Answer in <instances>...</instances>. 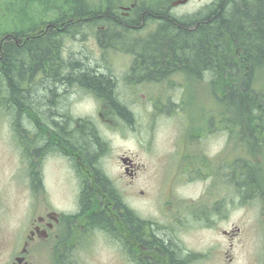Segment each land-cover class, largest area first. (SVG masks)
<instances>
[{"label": "rangeland", "instance_id": "obj_1", "mask_svg": "<svg viewBox=\"0 0 264 264\" xmlns=\"http://www.w3.org/2000/svg\"><path fill=\"white\" fill-rule=\"evenodd\" d=\"M89 1H93L90 2V10L96 8V1H101L103 13L115 11L119 17L131 23L133 28H128L130 35L127 38L123 37L122 40L126 42L124 45L111 44L105 50L93 45L92 38L87 44L79 37L76 41L70 40L64 44L62 57L83 59L87 62L85 67L90 68L89 70L93 69L94 65L99 66L100 72L107 74L106 76L114 82V95L118 102L125 106L128 118L117 114L114 107L109 105L110 100H98L96 95L86 92L85 86L74 81L68 91L59 92L60 96H54V93L47 95L44 102L47 109L53 106L52 108H56L54 116L61 113L67 118L65 122L68 123L70 131L66 136L75 145L71 152L77 150L80 144L83 146L86 161L95 172L98 169L99 178L103 183L108 186L113 183L114 191L119 195L117 197L126 202L141 219L147 221L148 224L144 225L147 232L159 235L165 231L164 236L172 238L170 251L173 256L180 258V264H191L196 251L206 253L200 257L199 264H226V259L219 260L215 255L213 260L209 251L215 238L224 239L221 231L234 229L235 225L240 226L242 231L233 240L231 251L235 259L232 264H253L252 250L256 252L257 247L253 245L252 240L261 231L257 204L242 201L241 196L235 193V187L239 184L234 176L231 180L232 186L225 185L224 181L222 184L217 179V191L212 189L209 180L203 176L191 177L193 172L191 164L196 153L200 156L204 153L206 156L209 154L218 157L217 166L220 169L222 161L230 157V153L241 155L240 143L235 135V140L233 138L231 142L223 132L209 135V138L198 143L195 139L198 137L196 134L194 136L195 127H215L216 122L217 127H224L223 104L212 92L211 78L199 76L198 71H185L180 68L170 71H162L161 68L160 73L149 74L143 71L142 59L139 61L142 63L140 66L136 64L138 42L152 43L160 24L155 18H148L149 15L153 16L151 15L153 12H160L159 14L163 12L172 18L191 17L202 5L211 0H190L187 4L176 7L170 3L174 0ZM3 3L6 1L0 0V11L3 10V16L14 13L18 16L19 8H22L26 14L39 13L37 16L40 21L50 20L53 14L63 13L69 6L67 0H16L12 5L1 6ZM133 3H136L134 14L124 18L125 8L121 7L131 6ZM143 13L145 19L142 18L140 20L142 22L137 24L132 22L139 21V16ZM112 17L121 20L114 14ZM103 24L105 25V22ZM110 26L113 30L116 28L114 25ZM95 30L96 27L91 25L82 27V31L90 36L96 34ZM153 47L152 44L151 48ZM67 49L68 51L64 52ZM52 77L44 76L43 81L35 80L29 84L28 89L36 88V93H39V82L53 80ZM255 81L259 85L262 84L264 74H258ZM49 84L48 82L43 85ZM32 96L35 98L34 91L31 93ZM40 96L37 95L35 103ZM35 110L37 117L33 120L37 124V130L33 127L32 119L28 120L26 115L20 123V111L6 109L0 111L2 253L15 247V239L17 243L21 241L22 234L28 230L31 220L38 215L51 208L72 210L78 200L80 179L75 173L74 166H79L80 169V162L73 160L71 156H68L71 161L65 159L62 147L53 143L57 139L56 133L59 128L57 127L58 130L55 131L52 126L49 128L44 126L50 121L47 116L53 112L45 114L42 120L39 112L42 113L46 109L38 107ZM54 116V121L60 123L59 117ZM82 119L89 122L83 123L80 121ZM53 124L55 123H51ZM84 124H90V127ZM85 127L88 128L91 137L84 136ZM38 133L41 138L35 142ZM61 133L65 134L64 130ZM90 140L96 142L93 150ZM24 141L33 147H40L37 149L40 153L39 158L35 157L34 151L30 156L22 153ZM232 142L233 144L229 146ZM124 156L131 157L138 163L135 176L126 172L121 161ZM253 156L257 157L259 154L255 153ZM184 161L187 165L186 172L183 169ZM185 173L187 177H191L189 180L187 177L184 178ZM33 178L36 179L34 183L37 188H32ZM83 178L84 182L88 183L85 175ZM226 195L228 200L225 203ZM215 201L222 205L217 209V215L213 212ZM224 203L227 205L223 206ZM227 208L226 220L220 221L219 214L224 213ZM207 217L209 222H205ZM211 219H217V224L213 226L217 227L216 229L212 227ZM171 224L172 228H167V225ZM98 228L100 234H97L98 237L93 242L91 241L77 263L131 264L122 249L123 246L129 252V247L122 237H128L130 234L126 235L119 228V232L114 233L117 230L114 224ZM106 232L114 234L107 235ZM148 239L146 240L149 242V244L146 242L148 251L135 259L136 264L171 263L168 256L165 254L163 258L151 239ZM224 243L226 249L229 243L227 240ZM131 244H134L133 241ZM34 257L36 264H52L49 250L45 246L40 248ZM176 262L179 261L174 260L173 263Z\"/></svg>", "mask_w": 264, "mask_h": 264}, {"label": "trees", "instance_id": "obj_2", "mask_svg": "<svg viewBox=\"0 0 264 264\" xmlns=\"http://www.w3.org/2000/svg\"><path fill=\"white\" fill-rule=\"evenodd\" d=\"M68 2L70 9L66 13L70 15L72 24L69 17L67 20L72 28L75 27L73 22L81 18L93 14L97 16L95 11L89 12L80 0H68ZM19 9L18 16H15V13L3 16V10L0 11V37L7 33L12 35L9 38L5 37V43L0 48V111L4 109L20 111V123L26 115L28 120L32 119L33 127L37 130V124L33 120L37 117L35 109L38 107L42 110L46 109L42 113L39 112L43 120V117L49 114L51 107L47 109L44 104L47 98L44 85H39V93H36V88L28 89L29 84L31 85L39 76L47 78L53 76L55 84L63 88V83L59 81L60 76L69 75L71 77L69 79L82 84L88 91H96L97 95L104 97V100H110L109 105L114 107L115 112L128 118L125 106L119 103L114 95V82L110 77L89 70L90 68L81 64L59 63L63 61L64 30L57 25H51L45 31V23H42L37 16L39 13L26 14L22 8ZM159 13L156 12V15L152 16L160 23L157 33L153 36L154 41L138 42L136 64L140 66L142 63L139 61L142 59L143 71L149 74L154 72L158 74L161 68L162 71L180 68L185 71H198V74L210 72L212 92L223 104V119L230 114L240 127H248L249 133L253 134L256 130L258 141L262 139L261 135L264 139V82L259 85L254 79L255 70L259 69L256 74L264 72V0H217L211 9H206L199 16L191 17L172 18ZM104 14L106 16L110 11ZM141 19L142 15L136 22H142ZM106 24L108 26L98 37L104 49L111 44L124 45L126 42L123 41V37L127 38L130 35L127 24L113 19H107ZM14 25L16 26L12 27ZM110 25L116 28L113 30ZM152 44L153 48H151ZM71 59L76 58L71 57ZM86 68L88 70H85ZM33 91L35 98L31 97ZM37 95H41L38 98L43 100L35 103ZM53 116H47L50 121L44 124L45 127L68 125L65 122L67 118L63 114L57 113L54 116L59 117L60 123L55 122ZM51 123L57 125L53 126ZM84 125L90 127V124ZM84 132V136H90L89 130ZM38 135L35 142L41 138L39 133ZM90 144L93 150L96 142L90 140ZM23 148L29 156L33 150L38 151L35 149L36 146L33 147L25 141ZM100 182L102 183V180ZM103 187L107 190L108 185ZM241 187L247 188L246 185ZM86 199L84 203L88 206L89 196ZM117 204L120 210L125 211L120 213L122 221L120 230L126 235L130 234L128 237L121 236L127 245L131 237H136L137 241H146L148 237L153 236L152 232L145 233L146 221L140 219L122 199L117 200ZM92 223L107 227L112 226V219L104 214L103 217L92 218ZM159 236L161 238L152 240V243L161 252L163 258L168 254L173 264L177 257L170 251L171 245L167 243L164 234Z\"/></svg>", "mask_w": 264, "mask_h": 264}, {"label": "flooded vegetation", "instance_id": "obj_3", "mask_svg": "<svg viewBox=\"0 0 264 264\" xmlns=\"http://www.w3.org/2000/svg\"><path fill=\"white\" fill-rule=\"evenodd\" d=\"M181 1V0H174L171 1V6H174V3ZM190 1V0H189ZM188 1V2H189ZM81 3H84L86 6V9L90 12V2L89 0H80ZM187 2V3H188ZM68 9H70V3L68 2ZM186 3V4H187ZM217 0H211L208 3H205L202 5V7L193 13V16H199L202 12H204L206 9H211V6L213 4H216ZM175 7V6H174ZM93 8V7H92ZM121 8H125V11H123L124 18H129L131 15L134 14V11L136 9V3H133L131 6H122ZM102 4L101 1H96V8L92 9L91 11H95L97 16L91 15L86 16V18H81L74 23L75 27L72 28L69 24V21L67 18L69 17L70 21L72 20L70 15L65 12L63 13H55L53 14V17L48 21H42V23H45V31L48 30V27L51 25L59 26L62 30H64L65 38L63 39V44H66L67 41L70 40H78L80 37V40L85 41L87 44L90 42V38L93 39V42H91L93 45L98 47L99 49L104 50V47L101 44L100 39L98 38L101 35V31H104L105 28L108 26L106 24L107 19H114L112 17V14L116 15L119 20V22H123L127 24L128 27H132L131 23L128 21H125L123 18L118 16V13L115 11H110V14L104 16V12L101 11ZM156 13V12H154ZM163 13V12H162ZM65 15V16H64ZM155 15V14H151ZM152 16H148V18H151ZM184 17V16H183ZM65 18V19H63ZM143 20L145 19L144 13L142 15ZM88 20V21H86ZM116 20V19H114ZM105 22V25L103 24ZM137 24L136 20L132 21ZM101 23V24H99ZM72 24V21H71ZM142 24V23H141ZM85 25H91L94 28L96 27V34L93 36L87 35L85 32L82 31V27ZM135 26V25H134ZM133 28V27H132ZM12 35L10 33H7V35H4L1 37L0 40V48H2L5 37H11ZM64 47V45H63ZM62 47V48H63ZM64 50V48H63ZM62 50V52H63ZM68 49L64 52H67ZM71 57V56H70ZM69 57V58H70ZM96 63L95 61H92ZM62 65L65 64H81L86 65L87 62L83 59H63V61L59 62ZM59 64V65H60ZM92 71L100 72L99 66L94 65ZM256 72H259V69L257 71H254V79L257 78L258 74ZM65 73V72H63ZM102 73V72H101ZM66 74V73H65ZM107 75V74H103ZM199 76L203 77H209L211 78L210 72L206 71L205 73L198 74ZM69 75H62L60 76V83H63V88H59L58 84H55V81L47 79L46 82H39V85L50 83L48 86H44L45 94L50 95L51 93H54V96H60L59 92H66L70 89L71 83L73 81L69 79ZM71 78V77H70ZM43 77L39 76L37 80L43 81ZM79 90L78 88H76ZM86 92L88 91L86 88H84ZM85 92V91H83ZM88 93H91L92 95H97V92H91L88 91ZM53 107V106H52ZM50 109V112L53 113L51 116L55 114L56 108ZM57 124H53V126H56ZM79 127V125L77 126ZM55 131L57 127H52ZM59 128V134L56 133V138L53 143L59 145L62 147L63 156L65 159L70 160L68 156H71L73 160H78L80 162V169L79 166H74L75 173L80 179L79 183V194H78V200L76 204L74 205V209L72 210H65V209H55L51 208L45 211L44 214H40L37 216L36 220H33L31 224L28 227V230L25 234H22L21 241L16 247L11 249V252L8 251L2 253L0 251V264H36V257H34L40 248L43 246L47 247L49 250V256L52 260V264H78L77 261L78 258L84 253V251L88 248L91 241L93 242L95 238L98 237L100 234V230L98 226L94 225L92 223V218L94 217H103L104 214L109 218L112 219V222L117 229L114 231V233H118V228L120 229V217H121V210L120 206L117 204L116 198L113 196H110V198H107L106 203H104V196L107 194H110L109 188L108 190L104 189V183L101 178H99V172L98 169H96V172L94 168H92L89 163L86 161V157L83 155L84 150L83 146L80 144V146H77V150L71 152V148L75 146L71 143L70 139H67L66 133L69 132L68 125L66 127H58ZM84 128V127H83ZM86 130H88L87 127H85ZM261 129V127H258ZM65 132V134L61 133V131ZM195 134L198 136L196 139L197 143L201 142L204 139L209 138V135L212 134H218L223 132L229 139L230 142L232 139L236 136V140L240 143L239 148L241 149L240 154L241 155H234L233 152L230 153V157L225 158L222 161V169H220L217 166V163L219 162L218 157L206 156L204 153L202 156L196 153V157L192 160L191 166H193V172L191 173V177H199L203 176L205 179L209 180V184L212 186V189L217 191L216 186V180L219 179V182L223 184V181L225 185L231 184L232 186V176L235 177L237 180L239 186L235 187L234 189H231L232 191H235L237 195L241 196L242 201H247L249 203H256L260 214L258 215L260 223H261V231L259 232L258 236L256 235L255 238L251 240L253 242V245H256L257 251L252 250V258H253V264H264V139L261 135L262 139L258 141L257 139V132L254 131V133H249L248 127H237L231 120L227 124L226 127H195ZM241 137V138H240ZM192 142V140H190ZM234 142V141H233ZM229 144L231 146L233 144ZM255 153L259 154V156H253ZM188 154V153H187ZM185 157V156H183ZM128 160H126L125 164V170L127 173H130L131 176H135L138 171V164L134 159L131 157H126ZM252 161V163H258L255 166H251V168L248 166L247 161H244V159H249ZM122 159V158H121ZM71 161V160H70ZM186 161V158H185ZM185 161L183 163V169L185 170ZM251 165V164H250ZM202 170V171H200ZM186 172V170H185ZM208 173V174H206ZM83 175H85L88 178V183L84 182ZM184 178L187 177V174L183 175ZM209 176H211V179H209ZM191 177H187L189 180ZM239 178V179H238ZM243 179L245 182H243ZM102 180V183L100 182ZM243 185H246L247 188L241 187ZM89 196L90 198V205L85 206L84 201H86V197ZM228 200V195L225 196L224 202L226 203ZM223 206H226L225 204ZM200 204V202H198ZM214 209L213 212L215 215H217V209L221 208V204H217L216 201L214 203ZM244 206V205H243ZM245 207V206H244ZM225 212L222 214H219L220 221H224L227 218L228 215V208L224 210ZM124 213V212H123ZM103 215V216H102ZM215 220V221H214ZM217 219H211L210 223H212V227L214 224H217ZM208 221V217L207 220ZM112 224V225H113ZM147 225V224H145ZM171 227V225H167V228ZM114 228V227H113ZM217 228V227H213ZM242 229L240 226L235 225L234 229L226 230L223 229L221 231L224 239H217L215 238L212 242L211 248H210V254L211 258L214 257L213 255L217 256L219 260H222V258L227 260L226 264H232L235 257L232 254V249L234 242L233 240L237 238V236L240 235ZM145 232H147V229L145 228ZM104 233V232H102ZM114 234L113 232H106V234ZM165 231L163 232V234ZM98 234V235H97ZM105 234V233H104ZM107 234V235H108ZM168 234V233H167ZM167 239V243L169 245H172L171 237L165 235L164 236ZM259 237V239H258ZM152 240H157L161 238L159 235H153L148 237ZM149 240V239H148ZM227 240L228 247L225 248L224 241ZM131 241H133L134 244H131ZM147 241H137L136 237H131V239L128 242L129 245V252L127 254L128 259L131 261V264H136L137 257L139 255H143L145 252L148 251L149 242ZM261 244V246H260ZM3 245V244H2ZM1 249V248H0ZM206 253L202 254L200 251H196L192 260L191 264H199L201 261L200 257L202 255H205ZM168 256V254H166ZM191 255V254H190ZM192 256V255H191ZM177 257V256H176ZM168 260H170V257L168 256ZM76 260V261H75ZM175 264H180V258H176ZM37 262V261H36ZM171 264V263H169ZM174 264V263H173Z\"/></svg>", "mask_w": 264, "mask_h": 264}, {"label": "bare ground", "instance_id": "obj_4", "mask_svg": "<svg viewBox=\"0 0 264 264\" xmlns=\"http://www.w3.org/2000/svg\"><path fill=\"white\" fill-rule=\"evenodd\" d=\"M46 139V138H45Z\"/></svg>", "mask_w": 264, "mask_h": 264}]
</instances>
